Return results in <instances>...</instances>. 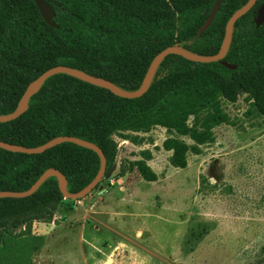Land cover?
Wrapping results in <instances>:
<instances>
[{
  "label": "trees",
  "instance_id": "16d2710c",
  "mask_svg": "<svg viewBox=\"0 0 264 264\" xmlns=\"http://www.w3.org/2000/svg\"><path fill=\"white\" fill-rule=\"evenodd\" d=\"M45 1L54 12L56 28L43 20L33 0H0V115L13 112L27 86L56 65L132 91L140 86L154 56L168 46L178 45L199 55L216 54L229 17L248 0H222L213 22L201 34L197 31L215 0ZM263 3L257 0L233 25L223 61L235 69L220 61L198 63L169 54L159 63L146 93L134 99L58 73L30 97L22 115L0 123V141L25 147L62 135L90 141L106 157V175L117 157L112 137L119 131L159 124L206 142L210 130L226 121L215 98L241 90L239 75L248 78L245 92L264 115V24L255 23ZM189 116H193L192 128L186 125ZM165 146L175 154L186 149L181 141H167ZM99 167L96 152L71 142L40 154L0 148V191H25L53 168L66 177L67 191L75 193L90 183ZM136 167L146 180L155 179L144 162ZM63 200L55 176L28 197L0 198V244L5 236L30 235L34 222H52Z\"/></svg>",
  "mask_w": 264,
  "mask_h": 264
},
{
  "label": "rangeland",
  "instance_id": "374dc122",
  "mask_svg": "<svg viewBox=\"0 0 264 264\" xmlns=\"http://www.w3.org/2000/svg\"><path fill=\"white\" fill-rule=\"evenodd\" d=\"M237 78L241 90L215 98L226 121L204 143L159 124L114 134L117 157L97 188L64 197L30 235L5 236L0 264H264V115Z\"/></svg>",
  "mask_w": 264,
  "mask_h": 264
},
{
  "label": "water",
  "instance_id": "95a60500",
  "mask_svg": "<svg viewBox=\"0 0 264 264\" xmlns=\"http://www.w3.org/2000/svg\"><path fill=\"white\" fill-rule=\"evenodd\" d=\"M41 17L43 20L51 27H58L56 22L54 21V12L49 5V3L45 0H33ZM222 0H215L208 17L206 20L202 23V25L199 27L197 33L201 34L203 31H205L213 22L214 17L221 5ZM257 0H248L241 8L236 10L228 19L226 26H225V32L224 37L221 43V46L216 54L212 55H199L190 52L189 50L178 46V45H172L164 48L159 53H157L152 61L149 64V67L145 73V76L136 90L128 91L125 89H122L115 84H113L111 81L106 80L101 77H96L93 75H90L88 73H85L81 70L68 67L65 65H56L53 66L46 71H44L40 76H38L36 79H34L25 89L24 93L19 99V102L17 104V107L15 110L9 114L0 115V123H5L11 120H14L18 118L20 115H22L27 107L29 99L32 95L38 92L44 81L55 74L63 73L67 74L69 76H72L76 79H79L81 81H84L86 83H89L91 85L99 86L101 88L109 90L112 94L125 98V99H134L141 97L146 93L148 90L150 83L153 79L154 73L159 65V63L163 60L164 57H166L169 54H177L181 57L198 63H210V62H217L220 61L222 65L235 69L236 66L229 64L223 59L226 56V53L228 51L231 37H232V31H233V25L234 23L244 14H246L256 3ZM256 24L260 25L264 23V4L258 9L257 12V18H256ZM64 142H71L74 144H77L81 147L91 149L94 152L97 153L100 159V167L95 175V177L88 183L84 188L81 190L75 192V193H69L67 191V181L66 177L57 169H47L44 171L37 179L36 181L25 191H7L3 190L0 191V198H25L30 195H32L39 186L50 176H55L58 181V186L60 189L61 194L63 197L71 200H79L81 198H84L87 196L91 191L95 189V187L100 183L102 178L104 177L105 173V167H106V157L103 153V151L94 143L90 141H86L77 137L62 135L54 137L45 143L36 146V147H25L21 145L11 144L4 141H0V148L4 149L6 151L15 152V153H24V154H40L46 151L47 149H50L58 144L64 143Z\"/></svg>",
  "mask_w": 264,
  "mask_h": 264
}]
</instances>
